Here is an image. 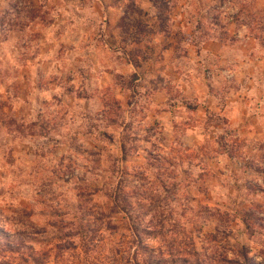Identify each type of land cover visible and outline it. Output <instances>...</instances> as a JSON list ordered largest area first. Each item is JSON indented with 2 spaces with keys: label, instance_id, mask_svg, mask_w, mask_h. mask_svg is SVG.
<instances>
[{
  "label": "rangeland",
  "instance_id": "rangeland-1",
  "mask_svg": "<svg viewBox=\"0 0 264 264\" xmlns=\"http://www.w3.org/2000/svg\"><path fill=\"white\" fill-rule=\"evenodd\" d=\"M147 2L0 0V264H264V140L213 116L187 150L129 65L235 25L264 46V0Z\"/></svg>",
  "mask_w": 264,
  "mask_h": 264
},
{
  "label": "crops",
  "instance_id": "crops-1",
  "mask_svg": "<svg viewBox=\"0 0 264 264\" xmlns=\"http://www.w3.org/2000/svg\"><path fill=\"white\" fill-rule=\"evenodd\" d=\"M148 1L147 9L154 16L157 6L152 0ZM135 2L139 4L140 1ZM102 7L108 12L117 10L120 16L124 14L121 2L113 5L102 2ZM181 22L175 27L187 37L190 22ZM153 23L148 24L152 26ZM229 33L230 40L204 41L192 59L191 49L176 54L170 46L163 56L153 50L150 60L143 61L144 58L139 57L138 62H129L138 73L136 82H142L141 92L150 99L148 121L171 139H180L187 150L200 149L204 139L210 136L205 127L209 130L222 128L219 124L210 125L213 116L222 119L225 127L248 142L264 140V46L247 28L235 25ZM172 36L169 32L152 35L154 40L171 39ZM187 46L197 48L192 43ZM146 66H149L148 71ZM142 93L140 95L146 98ZM256 151L253 147L252 152ZM261 165L264 167V162ZM246 169L251 170L248 166ZM241 236L235 234L236 239Z\"/></svg>",
  "mask_w": 264,
  "mask_h": 264
},
{
  "label": "trees",
  "instance_id": "trees-1",
  "mask_svg": "<svg viewBox=\"0 0 264 264\" xmlns=\"http://www.w3.org/2000/svg\"><path fill=\"white\" fill-rule=\"evenodd\" d=\"M151 224H152V221L149 223V225H151ZM139 228H140L139 224L136 225V223H135L133 231H135L139 234V247H140V246H142V244L144 242L143 237H142V233L147 232V233L151 234V230H150V226H148L147 228L142 229V231L139 232ZM243 249H242V251H243ZM242 251H241V253H242ZM184 261H185V259H184Z\"/></svg>",
  "mask_w": 264,
  "mask_h": 264
}]
</instances>
